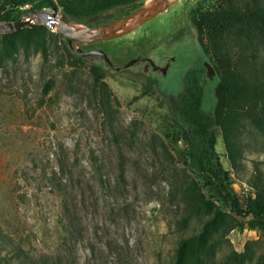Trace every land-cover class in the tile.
Segmentation results:
<instances>
[{"label":"rangeland","instance_id":"obj_1","mask_svg":"<svg viewBox=\"0 0 264 264\" xmlns=\"http://www.w3.org/2000/svg\"><path fill=\"white\" fill-rule=\"evenodd\" d=\"M169 3L127 35L75 44L104 50L114 65L151 56L164 66L175 57L165 74L140 62L118 71L103 56L80 58L41 14L0 33V264H175L184 240L193 253L184 264H264V225L211 193L173 114L186 74L199 67L204 109L217 104L220 76L205 62L218 61L204 51L193 11H245L264 0ZM140 7L87 23L67 16L98 27ZM222 27L224 64L247 91L229 129L232 151L221 128L216 148L246 209L264 192V31L245 18Z\"/></svg>","mask_w":264,"mask_h":264},{"label":"trees","instance_id":"obj_2","mask_svg":"<svg viewBox=\"0 0 264 264\" xmlns=\"http://www.w3.org/2000/svg\"><path fill=\"white\" fill-rule=\"evenodd\" d=\"M35 0H6L5 11L1 12L2 22H12L26 16L35 9L51 6L63 8L65 13L81 23H87L91 18L119 6L144 5L148 0H42L34 6ZM30 5V8H26ZM248 19L264 31V8L240 11L235 6L219 9L197 8L193 11L192 20L197 27L199 40L204 51L216 57L218 63L215 69L220 76L216 87L217 104L214 111L204 109L205 90L201 77L205 69L199 67L190 70L184 78V87L174 101V119L189 143L190 156L198 164V169L211 193L227 208L237 215L246 218L252 215L264 225V192L249 201L248 207L243 208L238 196L231 187V175L221 162L217 151V129L221 128L227 149L232 151L230 126L234 118L236 106L247 88L226 67L223 61L224 30L226 21L231 19ZM73 50V49H72ZM80 58H84L79 54ZM51 84L47 83L45 93L49 94ZM193 253L190 240H184L179 250L175 264H184ZM10 261H12L10 259ZM11 264V262H8ZM18 264H31L25 261Z\"/></svg>","mask_w":264,"mask_h":264},{"label":"water","instance_id":"obj_3","mask_svg":"<svg viewBox=\"0 0 264 264\" xmlns=\"http://www.w3.org/2000/svg\"><path fill=\"white\" fill-rule=\"evenodd\" d=\"M170 0H154L152 3H146L131 14L121 17L110 24H106L98 27H88L77 28L70 24V20L65 13V10H58L56 7L51 6L46 8L44 11L33 10L27 15L29 19H32L36 14H41L44 17V22L51 28L58 27V32L65 38L68 39L69 45L76 53L81 54L83 57L91 56H103L105 62L114 68L115 70H122L129 68L135 63L146 61L147 57H138L132 59L130 62L124 65H114L111 61L109 55L102 49H92L85 51L82 47H76L75 44L79 45H89L98 43L101 41H107L122 37L127 35L134 30L141 27L147 21L154 19L162 12H164L168 7ZM60 19V22L58 21ZM42 19L40 18L39 21ZM30 21V20H28ZM23 21L20 19L19 22H7L6 24H0V33L2 32H12L17 30ZM151 60V59H149ZM155 64V63H154ZM205 67L211 76L216 75L215 68L209 62H205Z\"/></svg>","mask_w":264,"mask_h":264},{"label":"flooded vegetation","instance_id":"obj_4","mask_svg":"<svg viewBox=\"0 0 264 264\" xmlns=\"http://www.w3.org/2000/svg\"><path fill=\"white\" fill-rule=\"evenodd\" d=\"M142 57H145V56H142ZM146 57L151 59V60L148 59L146 61L140 62V63H144L145 70L148 71V70L153 69L154 71L161 72L162 74H165L166 72L170 71L172 63L175 61V57H167V61H166L165 65L163 66L155 58H153L151 56H146Z\"/></svg>","mask_w":264,"mask_h":264},{"label":"bare ground","instance_id":"obj_5","mask_svg":"<svg viewBox=\"0 0 264 264\" xmlns=\"http://www.w3.org/2000/svg\"><path fill=\"white\" fill-rule=\"evenodd\" d=\"M154 0H150L149 4L152 3ZM58 21L60 22V19H58ZM71 25H73L74 27L80 28L79 26H77V24L70 22Z\"/></svg>","mask_w":264,"mask_h":264}]
</instances>
